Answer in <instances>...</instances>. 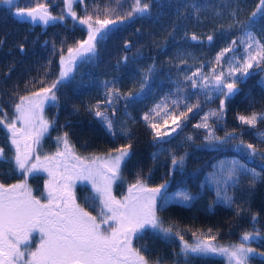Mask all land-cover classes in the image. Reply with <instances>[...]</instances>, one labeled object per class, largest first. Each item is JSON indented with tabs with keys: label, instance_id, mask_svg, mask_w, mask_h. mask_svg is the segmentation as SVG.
Listing matches in <instances>:
<instances>
[{
	"label": "trees",
	"instance_id": "1",
	"mask_svg": "<svg viewBox=\"0 0 264 264\" xmlns=\"http://www.w3.org/2000/svg\"><path fill=\"white\" fill-rule=\"evenodd\" d=\"M38 2L47 3L53 15H64L65 19L51 21L44 27L33 26L15 17V6L0 4V107L8 116L13 113L19 97L30 95L58 78L61 54L66 55L69 47H78V42L86 40L88 35L87 26L68 15L64 0ZM132 2L122 0L123 7H117L116 0H84V3H73V9L77 17L83 18L87 12L95 18L99 11L103 19L106 7L115 8L123 14ZM146 2L149 4L148 13L136 14L123 22L117 21L109 28L107 37L97 44L95 55L78 60L70 78L58 85V104L54 106L49 102L44 107L45 119L56 121L49 128L47 139L57 141V136L67 132L75 153L81 157L106 156L111 150L131 143L130 156L121 166L122 180L118 181L121 191L134 183L138 176L149 187L165 184V192L185 190L194 195L191 204L169 202L162 211H158L166 227L173 226L189 243L195 242V232L198 236H215L214 242L224 246L243 242L241 237L245 232L256 235L258 231L257 241L250 242L256 251L250 264H264V258L259 255L264 253V159H261L260 153L250 157L233 148V144H239L241 139L245 143L264 147L259 140V134L264 133V123L249 128L237 119L238 115L264 112V85L260 81V77L264 76V65L249 69L250 75L236 85L238 91L226 101L222 120L209 117L212 133L219 138L215 140H224L228 133H232L237 139L231 143L219 142L209 148L204 145L178 146L175 143L170 145L174 146L171 153L165 150L158 153L160 145L164 149L168 145L153 138L155 133L143 119L161 101L167 103L171 111L170 97L175 98L174 93L178 89L184 97H188L189 103L195 105L198 99L201 105L200 109L194 108L186 119L181 120L185 133L195 123L193 114L196 116L205 107L207 110L219 108L222 97L216 98L213 104L206 102L205 95L193 97L195 88L191 87V81L186 77L191 70L205 74L210 71V77L212 69L219 72L218 68L222 65L215 63L216 55L245 31L259 0ZM36 3L37 0H15V5L20 8L35 7ZM256 19L257 23L250 30L257 40L264 43V19L259 15ZM193 35L197 40L191 39ZM208 36L213 37L211 42L207 41ZM126 44L128 47H125ZM40 80H44L43 85ZM105 82L114 85L121 97L129 94L132 97L129 100L118 99L106 113L116 126L115 137L94 115L98 103L101 110L109 108L105 103L108 96ZM180 108L183 109V105ZM120 120L122 125L119 127L117 121ZM165 126L161 121L158 131ZM121 128L128 130V136L120 133ZM174 156L177 159L184 157L183 164L173 167ZM225 158H234L238 163L261 172L254 185L247 175L240 176L234 186L229 181L227 190L219 196L231 197L234 201L231 206L221 202L218 194L213 197L212 191L205 193V176L215 171ZM201 191L204 193L201 194ZM159 235L160 239L152 237L151 242L155 263L162 258L164 249L165 264L223 263L219 259L195 256L185 261L180 254V239L176 236L165 238L163 246L162 236Z\"/></svg>",
	"mask_w": 264,
	"mask_h": 264
},
{
	"label": "snow or ice",
	"instance_id": "2",
	"mask_svg": "<svg viewBox=\"0 0 264 264\" xmlns=\"http://www.w3.org/2000/svg\"><path fill=\"white\" fill-rule=\"evenodd\" d=\"M74 2L84 3V0H64L67 13L73 20H78L79 24L87 26L88 38L79 41L78 47H69L67 55L61 54L57 79L31 92L30 95L19 97V102L14 104L11 118L0 107V126L7 130L8 138L15 149L9 159L5 156L4 149L0 148V162H14L15 170L25 177L39 171H44L48 175L42 198L33 195L27 179L10 185L0 183V264H150L142 250L133 246V240L142 239L147 229L162 234L165 238L178 237L181 244L180 254L185 261L192 256H221L226 258L227 264H250L256 256V251L249 242L259 236V232L255 229L256 235L245 232L241 237L243 242L238 244L220 245L214 242L215 236L208 234L198 236L195 232H193L195 242L189 243L173 226L166 227L157 214L168 204V198L161 196L165 184L149 187L138 176L134 183L128 185L127 193L122 198L118 199L113 195V185L118 180H122L121 166L130 156L131 143L111 150L106 156L81 157L75 153L74 146L70 144L68 133L64 132L62 136L56 137L57 149L54 153L43 156L38 154L37 150L45 134L56 123L55 120L45 119L43 113L47 103L51 102L54 106L58 104V85L70 78L78 60H84L90 54L95 55L97 44L107 37L109 28L117 21L130 20L136 14L143 15L149 11L146 0H133L129 10L123 14L118 13L115 8L106 7L103 10V19L99 11L96 12L95 18L87 12L83 18H80L73 9ZM116 3L117 7H123L122 0H116ZM0 4L15 6L14 15L20 17L22 22H40L48 25L50 21L65 19L64 15H53L49 11L48 4L39 3L38 0L35 7L26 8L15 5V0H0ZM258 15L264 19V0H259L256 11L251 14L246 25L247 28L255 26ZM191 39L197 40V37L193 35ZM207 39L211 42L213 37L208 36ZM244 43L246 47L245 55L242 57L243 62L229 61L227 74L223 70L217 72L216 69H212L211 77L203 75L200 71L186 77V80L191 81L192 88L208 90L204 92L206 101L214 99L212 93L218 94L215 97L217 99L222 97L219 108L209 110L201 116V122L195 125L196 128L209 130L206 139H219L212 133L208 123L209 117L222 120L226 112V101L238 91L236 85L250 75L249 69L264 65V43L257 40L252 31L245 33ZM236 45L237 42L233 40L229 47L222 49L216 55L215 63L220 64L226 53L232 52ZM125 47L128 45L126 44ZM20 50L23 51V46ZM232 60L235 61L236 58L233 57ZM238 72L241 74L240 79L235 78ZM39 83L43 85L44 80H40ZM105 87L108 88L105 103L109 108L101 110L98 103L94 115L115 137L116 126L106 113L118 99L129 100L132 97L130 94L121 97L119 90L109 82H105ZM171 103V111L169 105L161 101L143 116L146 124L155 133L153 138L157 141L162 140L164 136H171L181 128L182 119H186L194 108L201 107L198 99L193 105L188 102L186 96L176 97ZM181 104L183 109L180 108ZM112 111L114 115V109ZM237 119L242 125L256 128L258 123H264V112L238 115ZM169 120L174 127L160 133L158 128L161 121L168 124ZM17 124L20 126L18 127ZM120 133L128 136V130L125 128H121ZM236 139L232 133H228L221 142L231 143ZM259 140L264 146V133L259 134ZM241 147L248 150L250 157L260 153L261 159H264V147L245 143L242 139L237 145V148ZM33 159L35 162L30 163ZM183 161L184 157L177 159L174 156L172 165L173 167L182 165ZM242 175L249 176L250 183L254 185L261 172L234 160L227 169L223 181L213 177V182L217 184L223 182L227 186L231 181L234 186ZM77 182L91 186L93 196L86 199L85 203L90 207L95 206L96 215L77 202L74 191ZM158 197L161 198L159 206ZM179 199L187 203L194 197L187 192H181ZM218 199L229 206L234 203L231 197L227 195L220 197L219 193ZM255 220L254 216L253 221ZM34 233L39 235V240L38 246L32 251L29 245ZM259 255L264 258V253Z\"/></svg>",
	"mask_w": 264,
	"mask_h": 264
},
{
	"label": "rangeland",
	"instance_id": "3",
	"mask_svg": "<svg viewBox=\"0 0 264 264\" xmlns=\"http://www.w3.org/2000/svg\"><path fill=\"white\" fill-rule=\"evenodd\" d=\"M75 3V2H74ZM66 8V7H65ZM67 9V8H66ZM247 31H251L250 29L246 28L244 32H242V34L240 36H238L236 38V42H237V45L233 48V51L232 52H229V53H226L225 57L222 59V61L220 62V65H222V67L218 68L219 71L223 70L225 74H227V71H228V62L229 61H232L233 63H235L236 61H240L241 63L243 62L242 61V57L245 55V52H244V48L246 47V44L244 43V39H245V33ZM87 38H88V35H87ZM86 38V39H87ZM232 41L229 42V45L227 47H229L231 45ZM67 55V54H66ZM91 55V54H90ZM235 57L236 60L233 61L232 58ZM193 72H196V70H191V72L189 73V76H192V73ZM210 71H207V74L205 73H202L203 75L205 76H208L210 77ZM241 76V74L238 72L236 73V76L235 78L238 79L239 77ZM195 79V77H194ZM198 79V78H196ZM260 81L261 83L264 85V76L262 75L260 77ZM198 83H199V80H198ZM208 90H201V88H195L194 90V94H193V97L196 96V95H204V92H206ZM176 96H174L175 98L176 97H184V95L182 94V91H178L176 90L175 93ZM214 99L211 100V101H206L208 104L209 103H212L213 102L215 103L216 101V96L218 94L216 93H212ZM171 98V101H170V104L172 105V100L174 99L173 96L170 97ZM183 105V104H181ZM203 109V108H202ZM209 110H211V108H208L207 110V107H205L204 110L201 111V113L198 111L194 116H192V118L195 119V123H193L190 127V131L188 133H185V131L183 130V127H181L180 129H178L176 132L172 133L171 136H164L162 140L158 141V143H160L161 141L164 142L165 144L168 145V148H162V145H158V153L162 152L165 150L166 153H171V150L173 148L170 146L171 144L175 145V143L179 146L180 144H186V145H192V146H201V145H204L206 146L207 148L209 147H215L216 145L215 144H220L219 142H221L222 140H215V139H206L205 137L208 135V129H205V128H196L195 125L200 123L201 122V116L206 114L207 112H209ZM14 112V111H13ZM200 113V114H199ZM13 115V113L11 115H9V118H11ZM159 119V118H158ZM122 121H117V125L120 127V125H122L121 123ZM163 122V121H162ZM166 126L161 128V131L160 133H163L165 131H168L171 127H174V124L172 123V121L170 120L168 124H165ZM17 126L19 127L20 125L17 124ZM1 127V131L2 129L3 130H6L4 129L2 126ZM7 131V130H6ZM46 135V134H45ZM189 137H191V139H189ZM45 138V136H44ZM43 138V140L41 141V145L44 143H46L45 139ZM172 142V143H171ZM176 145V146H177ZM237 145L239 144H233V148L238 151L239 153H243V154H246L248 155V151L244 148H237ZM234 161V158L232 159H228V158H225L223 161H221L218 165V167L215 169V171H213L211 174H207L204 178V184L206 183V192H210L212 191L213 192V197H215V195H217L218 193H222L224 194V191L227 190V186H225V184L223 182L217 184V183H214L213 182V177H215L216 180H220V181H223L226 173H227V169L231 166V162ZM223 166V167H222ZM119 181V180H118ZM116 182L114 185H113V188L115 189V187H119L120 188V184L119 182ZM229 184V182H228ZM90 186V185H89ZM91 187V186H90ZM181 192H186L185 190L183 189H177L176 191H173V192H165V190H162V193H161V196H166L168 198V203L169 202H175V203H179V204H183V205H189L191 204L192 200L190 202H184L182 200L179 199V194ZM121 193V194H120ZM127 193V187L121 191L120 189H118V192H117V195L119 198H122L123 195H125ZM188 193V192H187ZM201 194L204 193L203 191L200 192ZM192 197H194V195H191ZM175 197V199H174ZM160 197L157 198V204L159 205L160 204ZM162 236V234H161ZM256 239H254L253 241H255ZM257 241V240H256ZM250 243V242H249ZM200 258H211V259H216V260H221L224 264H227V261H226V258L224 257H221V256H208V257H200ZM222 263V264H223Z\"/></svg>",
	"mask_w": 264,
	"mask_h": 264
},
{
	"label": "flooded vegetation",
	"instance_id": "4",
	"mask_svg": "<svg viewBox=\"0 0 264 264\" xmlns=\"http://www.w3.org/2000/svg\"><path fill=\"white\" fill-rule=\"evenodd\" d=\"M47 134L45 135L44 138L46 143H44V145L42 144L40 148L37 150L38 154L41 156L46 154H52L57 149V141H53L52 139H47ZM8 137L9 134L7 133V131L3 129L1 131L0 129V148L4 149L5 156L10 159L13 156L15 149L11 145V142ZM34 162H35L34 159L30 161V163H34ZM24 179H27V183L31 187L33 191V195L42 198L44 194V185L48 180V175L46 172L44 171L34 172L30 176L25 177L22 173L15 170L14 162L11 163L0 162V183H4L5 185H10V184L22 182ZM118 188L119 187L117 186L115 187V189L113 188V195H115L119 199L117 195ZM74 191L77 202L80 203L81 206L88 208V210L91 211L93 215H96L97 212L94 210L95 206L90 207L85 203L86 199H90L93 196L91 187L85 183L77 182ZM159 236L160 235L158 233H155L153 230L147 229L145 230L142 239L133 240V246L142 250L143 254H145L146 259L149 260L150 264H165V249L163 250L162 258L160 259V261L156 260V263H155V257L152 254L154 248L151 243L154 239V238L152 239V237L159 238ZM161 238H162L161 241L163 242V246H164L165 237L162 235ZM38 240H39V235L37 233H34L32 241L29 245L30 250L32 251L35 250V248L38 246ZM21 247L23 248L24 246L22 245ZM146 253L149 254V256H147Z\"/></svg>",
	"mask_w": 264,
	"mask_h": 264
},
{
	"label": "water",
	"instance_id": "5",
	"mask_svg": "<svg viewBox=\"0 0 264 264\" xmlns=\"http://www.w3.org/2000/svg\"><path fill=\"white\" fill-rule=\"evenodd\" d=\"M18 20H20V21H22L21 20V18L20 17H17V16H15ZM24 22H27V23H29V24H31V25H33V26H42V27H44V26H47V25H43L42 23H40V22H36V23H32V22H30V21H24ZM51 23V21L49 22V24ZM48 24V25H49ZM207 41H209L208 39H207Z\"/></svg>",
	"mask_w": 264,
	"mask_h": 264
}]
</instances>
